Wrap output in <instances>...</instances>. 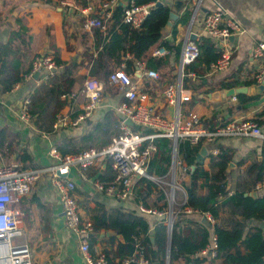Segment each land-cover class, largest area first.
<instances>
[{"label": "crops", "instance_id": "0c3cea01", "mask_svg": "<svg viewBox=\"0 0 264 264\" xmlns=\"http://www.w3.org/2000/svg\"><path fill=\"white\" fill-rule=\"evenodd\" d=\"M99 1L101 0H79L78 4L76 0L75 6L68 8L61 5V0H0V43H5L9 39L10 33L18 27L16 19L21 20V23L28 29L27 34L30 39L28 47L24 50L27 53V59L23 67L30 63V60L32 62L35 55L47 54L53 60L58 59L61 61V64H56V69L47 79H43L39 73H36L38 75L34 74L31 79H23L22 82L17 83V86L14 85L8 92L0 90V130L6 129L15 141H18V146L8 157L2 156L0 153V166L16 164L19 168H41L53 165L55 159L50 155L52 148L57 150L56 145L60 141L78 139L87 134L98 121L103 119L108 111L117 119V127L120 132L119 118L114 108L116 105L125 102V99L118 88L112 86L109 82L107 83V89L103 85L100 105L92 112L90 117L78 123H75V119L82 112V106L86 101L85 96L80 93H77L72 99L60 96L61 104L56 105L47 98L48 90H42V86H46L44 84L54 74L60 75L65 72L64 85L69 78L75 79L76 83L73 85L72 92H78L81 77L85 78L84 81L87 78H94L89 76L88 72L91 64L90 57L96 55V37L93 32L96 29L88 30L84 28L83 22L86 14L82 10L86 6H92ZM158 1L172 8V4L176 0ZM178 1L183 2L177 12L178 19H180L184 10L189 7L192 10L189 21L184 26L177 23L178 19L174 22L172 25V28L176 26L174 37L171 35L172 28L170 30L165 28L166 32L161 35L158 42L145 51L142 61L145 62L151 58L153 50L165 40L168 41L169 46L173 43L179 49L177 53L167 49L168 53L165 56L155 58L157 60L155 61L156 67L161 68L160 70L164 73V76L156 83L140 77L139 81L143 84L142 87H145L147 81L150 82V85H152L150 86V92H156L157 107L168 117L173 116L174 108L163 102L160 95L161 88L165 83L176 80V71L181 55L184 64L190 63L197 56L198 50L195 41L199 36L204 35L202 28L204 14L216 8L223 9L240 25L242 30L235 37L229 39V45L233 49L230 64L220 72L211 73L207 66L200 77H196V75L188 76L191 79L187 81V86L184 87L183 85V89L190 93L191 98L181 105V110L184 113L193 112L198 114L202 119L203 126L206 128H213L231 120L250 118L255 120L264 130V86L262 88V85L257 84L254 79L256 61L252 57L253 47L259 41H264V0ZM126 5L120 7L124 8ZM94 13L90 12L88 15L94 16ZM13 14L15 15L13 16ZM111 16L106 19V23L110 21ZM191 34H194L195 39L190 38ZM215 47L220 53V49L216 44ZM124 57L127 59L132 58L128 53ZM135 61L136 59L133 58L132 72H128L125 62H122L125 65V72L132 77L139 76ZM160 70L158 69V71ZM165 79L168 81L166 82ZM236 88L245 89L244 91L242 89L239 93H229L231 89ZM26 92H30V98L32 99L42 98L35 105L31 104L34 114L31 123L27 124L20 121L15 115V110ZM42 109H45V111H42ZM203 146L206 147L208 153L202 165L207 169L211 157L209 150L213 146H217L218 149L226 148L232 151L233 155L228 165L227 176V187L230 192H233L236 178L242 173L243 168L255 163V161L264 162V143L257 138L232 137L222 139L216 145L207 143L201 145V147ZM26 156L27 160H24L23 158ZM240 161H243L244 164L238 166ZM104 166L100 170H103ZM189 167L192 171V166ZM90 170L91 174L89 173ZM90 170L86 174L85 180L80 178L77 171L73 170L71 172V178L76 184L75 197L82 216L89 219L86 211L88 208H95L97 203L103 204L109 209L118 208L142 216L148 222L150 242L153 246V230L159 222L165 224V216L156 217L144 214L139 211V208L143 205L145 207H155L159 210H168L164 194L157 191L150 184L151 193L148 196H141L138 193L139 189L146 187V181L142 180L132 188L131 196L128 199L120 200L110 197L93 186L92 180L95 169ZM191 171L182 178V182L186 185L190 180ZM233 171H235V176L233 182H231L230 174ZM49 174L50 172L46 171L39 176V179L33 184L31 192L21 200L18 206L23 213L25 238L33 246L34 264H86L79 252L77 237L65 227L61 207L57 194L50 183ZM252 191L256 192V197L264 192V190H256V186ZM175 198L176 200L181 198L179 191L175 192ZM174 208H177V206L174 205L172 208L175 212ZM205 214H199L193 210L190 214L176 217V222L178 220H189L204 225L209 234L208 245L211 246L215 233L213 225L208 222ZM231 218L230 211L225 208L221 211L217 223L222 227H227L230 225ZM202 219H205L208 224H204ZM247 224L260 226L264 233V228L261 226L262 222L256 223L248 220ZM108 232L112 231L103 232V236H107L106 233ZM170 234L171 231L168 232L167 230L168 239ZM95 236H97V241L93 246L94 251H100L104 247H114L115 242L113 244L107 243L104 239H101V235L98 236L92 233L89 238ZM118 236L120 235H115L116 239L121 241L122 237L120 236V239ZM199 257H205L199 264H220L221 262L220 260H214L207 253H200ZM192 258H195V255ZM154 264H159V262H154ZM165 264L192 263H187L183 259H177L170 263L168 248Z\"/></svg>", "mask_w": 264, "mask_h": 264}, {"label": "built area", "instance_id": "2783aa9c", "mask_svg": "<svg viewBox=\"0 0 264 264\" xmlns=\"http://www.w3.org/2000/svg\"><path fill=\"white\" fill-rule=\"evenodd\" d=\"M119 0H101L92 6H86L82 12L86 14L84 28L105 29L106 19L113 12V8ZM158 2L135 4L134 0L124 8L122 20L133 28H140L150 9ZM76 0H61V5L73 8ZM92 10V11H91ZM95 12L94 16L88 15ZM88 15V16H87ZM203 34L209 36L219 47L220 53L215 61L208 65L211 73L220 72L228 67L231 60L232 47L229 39L242 32L240 25L233 20L225 10L216 8L204 14L202 19ZM190 33V32H189ZM188 38V37H187ZM186 38V39H187ZM168 53L164 46H158L151 56L161 58ZM252 57L256 61L254 79L257 84L264 86V41H259L252 50ZM184 60L179 58L176 80L163 85L160 95L166 105L174 108L173 116L168 117L157 107L156 92L146 91L139 81L140 77L157 82L160 77L157 72L146 67L145 62L136 60L135 66L139 76L132 77L125 72V65L110 73L108 82L118 88L125 102L116 105L115 113L119 118L120 132L109 144L102 148H88L77 153L62 155L56 149L50 150V155L55 163L41 168H19L16 164L0 166V264H34L33 250L25 241V225L23 213L18 207L21 200L27 196L33 184L39 176L49 171L50 183L55 190L58 202L63 214L66 229L75 235L79 243V252L86 264H109L106 254L100 251L90 252L89 236L93 233L91 220L82 216L78 201L75 197V181L71 178V172L77 171L80 178L86 179V174L92 168L97 169L110 161L113 178L110 183L103 184L93 179V186L104 195L120 200H126L131 196V190L139 181L149 182L157 191L164 194L168 210L155 207L140 206L139 211L156 217L165 216V225L168 232L172 230L176 217L190 214L193 210L187 207V195L182 186L176 185L182 181L184 175L191 168L184 164L178 156V143L187 140L190 144L216 145L222 139L232 137L257 138L264 143V130L253 119H239L227 121L223 124L208 129L203 126L202 119L196 113H184L181 105L189 101L191 95L183 89ZM57 65L47 54L35 55L32 59L31 69L24 79H31L39 73L43 79L53 74ZM189 76L195 75L189 72ZM17 86V84L15 85ZM80 92L86 97L75 123L90 117L92 112L100 105L103 84L95 78H87ZM76 93H70L63 97L72 99ZM235 99V97H233ZM30 92H26L15 110L17 118L24 123H31L33 115L30 113ZM130 121L138 126L134 129L127 124ZM156 138H168L171 141V160L165 175L156 176L148 173L150 160L156 151L154 140ZM219 153L217 146L209 150L210 156ZM256 190H264V182L256 185ZM179 191L181 199L176 200L175 192ZM180 205L173 211V206ZM210 224L215 219L206 213ZM216 247L215 238L212 245H208L200 253L210 254L212 257ZM120 264H154L151 257L146 254L144 246L137 244L133 254L125 257Z\"/></svg>", "mask_w": 264, "mask_h": 264}, {"label": "trees", "instance_id": "16d2710c", "mask_svg": "<svg viewBox=\"0 0 264 264\" xmlns=\"http://www.w3.org/2000/svg\"><path fill=\"white\" fill-rule=\"evenodd\" d=\"M78 4H79V0ZM157 0H134L135 4H145L156 2ZM125 8V7H124ZM123 7L116 6L110 21L105 23L103 31L94 30L96 37V55L90 57V68L88 75L102 82L107 89L108 76L115 71L122 62H125L127 71L132 72L133 58L143 60V54L160 39L166 32L165 24L168 20L170 7L166 5L156 6L150 9L140 28H133L122 20ZM191 9L184 10L177 23L183 26L189 21ZM18 27L10 33L9 39L5 43H0V90L10 91L14 85L22 82L24 76L31 69V60L25 67L27 53L24 50L28 47L30 37L28 29L16 19ZM171 31L172 37L176 33V26ZM198 54L193 61L184 65V77L182 84L187 86L189 72H194L196 77L207 69L210 62L215 61L219 56V51L215 47L213 40L207 36H199L195 41ZM26 44V45H25ZM164 46L168 50L178 51L179 47L173 43L169 46L168 41L161 42L159 46ZM130 54L132 58L124 56ZM55 59V58H54ZM155 58L145 61L148 69L159 73L163 77L161 68L156 67ZM55 64H61L58 59ZM163 67V66H162ZM158 69L160 71H158ZM64 75H53L42 90H48L47 98L56 105L61 104L59 97L70 94L75 79L69 78L64 85ZM84 77H81L80 93ZM153 82L152 80H148ZM146 82L144 89L150 91V82ZM44 87V88H43ZM152 91V90H151ZM83 95V94H82ZM84 96V95H83ZM42 98H31L29 106L30 113L34 111L31 104L35 105ZM33 107V106H32ZM45 111V109H42ZM214 128V127H213ZM209 127L208 129H213ZM119 129L117 119L111 112H106L103 119L98 121L87 134L78 139H65L60 141L56 148L62 154L77 153L88 148H102L110 143L117 136ZM156 151L154 152L149 166L148 173L156 176L165 175L170 164L171 141L168 138H156L154 140ZM18 141L6 130H0V153L8 157ZM201 144H190L184 140L178 143V156L187 166H195L191 171L190 180L185 186L187 194V207H190L199 214L209 213L214 219L213 229L215 233L214 260H220V264H264V233L258 225H248L247 221L264 223V192L257 197L245 195L255 189V186L264 182V162L255 163L243 168L237 176L233 192H230L228 185V165L232 159V151L220 148L216 156H211L208 169L202 164H195L196 155ZM27 160V156L23 158ZM244 162H238L243 165ZM36 168V167H33ZM91 174V170L89 172ZM113 178L110 161H105L103 170L95 169L93 179L103 184H108ZM146 187L139 189L141 196H148L151 193V185L146 181ZM147 206V205H146ZM225 208L231 213V222L227 227H222L217 223V219ZM89 220L93 225V233L101 235L107 243L114 247L103 248L109 264H120L125 257L133 254L137 244L144 246L146 254L153 262L165 264L167 249L169 248V261L172 263L177 259H183L187 263L199 264L205 257H199L200 252L208 246V230L199 222L189 220H178L172 227L170 238L167 236V227L163 222H159L153 230V246L150 242L149 225L145 218L130 212H125L118 208L109 209L103 204L97 203L96 207L88 208L86 211ZM241 218L244 221H241ZM112 231L115 235H120L122 240L116 239L115 235L103 236V232ZM97 241V236L89 238L90 252L93 254V246ZM169 242V244H168ZM195 255V258L192 256Z\"/></svg>", "mask_w": 264, "mask_h": 264}, {"label": "water", "instance_id": "95a60500", "mask_svg": "<svg viewBox=\"0 0 264 264\" xmlns=\"http://www.w3.org/2000/svg\"><path fill=\"white\" fill-rule=\"evenodd\" d=\"M130 2V0H119V2H118V5L119 6H124V5H126L127 3H129ZM160 5H163L162 4V2H160V1H158L157 3H156V6H160ZM183 5V2H180V1H178V0H176V1H174L173 2V4H172V8L170 9V12H169V14H168V20H167V22H166V24H165V28L167 29V30H170L171 28H172V25L174 24V22L178 19V14H177V12L179 11V9H180V7ZM15 14H13V16H14ZM190 38L191 39H195V36H194V34H191L190 35ZM36 75H38V74H36ZM262 88H263V84H262V86H261ZM242 89H243V91H244V89L245 88H236V89H231L230 91H229V93L230 94H233V93H239L240 91H242ZM127 124H129V125H131L134 129H137L138 128V126L137 125H135V124H132L130 121H127ZM207 149H206V147H201L200 148V150H199V152H198V154H197V156H196V160H195V163L197 164V163H199V164H202L203 163V161H204V158L207 156ZM230 166H232V165H230ZM195 168V166L193 165L192 166V169H194ZM245 195H249V196H252V197H256V192L255 191H252V192H249V193H247V194H245ZM242 221H244V219L242 218L241 219ZM202 222L204 223V224H208L207 222H206V220L205 219H202ZM261 226L264 228V223H262L261 224ZM92 235V234H91ZM106 235L107 236H111V235H114L112 232H108V233H106ZM120 239H121V237L120 236H118ZM152 240V239H151Z\"/></svg>", "mask_w": 264, "mask_h": 264}, {"label": "rangeland", "instance_id": "374dc122", "mask_svg": "<svg viewBox=\"0 0 264 264\" xmlns=\"http://www.w3.org/2000/svg\"><path fill=\"white\" fill-rule=\"evenodd\" d=\"M157 74H158V76H159V73L157 72ZM165 81L167 82L168 80H166L165 79ZM102 83V82H101ZM103 84V83H102ZM234 172L235 171H233L231 174H230V181L231 182H233V179H234V176H235V174H234ZM176 185H179V186H182L183 188H184V186H186V184H184L182 181H178L177 183H176ZM181 194V193H180ZM181 199V198H180ZM179 204H178V206H177V208H174L175 210H177L178 208H179ZM25 241L26 242H28L29 243V240L28 239H25ZM32 247V249H33V246H31Z\"/></svg>", "mask_w": 264, "mask_h": 264}]
</instances>
